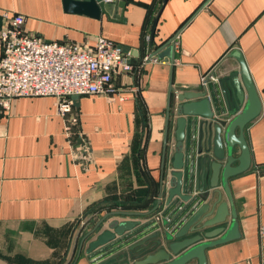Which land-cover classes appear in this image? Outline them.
Wrapping results in <instances>:
<instances>
[{"label": "crops", "instance_id": "crops-1", "mask_svg": "<svg viewBox=\"0 0 264 264\" xmlns=\"http://www.w3.org/2000/svg\"><path fill=\"white\" fill-rule=\"evenodd\" d=\"M111 2L110 16L95 17L65 10L63 0H0V14H24L29 33L83 44L103 35L130 50L134 64L114 77V92L78 95L63 114L52 95H22L9 108L0 107V264H71L82 220L87 225L109 211L142 212L112 215L138 220L127 233L163 229L167 217L178 221L181 201L165 204L163 193L159 196L168 76L171 72L175 90L213 84L237 70L230 54L235 49L260 110L243 127L249 165L228 178L239 235L206 247L205 264H264V234L257 229L264 224V0H125L124 7ZM177 29L171 64L168 57L148 56ZM205 71L215 79L201 85ZM90 240L73 264H95L102 257L85 251ZM195 263L193 258L186 264Z\"/></svg>", "mask_w": 264, "mask_h": 264}, {"label": "water", "instance_id": "water-1", "mask_svg": "<svg viewBox=\"0 0 264 264\" xmlns=\"http://www.w3.org/2000/svg\"><path fill=\"white\" fill-rule=\"evenodd\" d=\"M165 0H162L164 2ZM67 11L99 16H110L114 3L107 0H63ZM124 7L125 0H117ZM160 9L150 28L149 46ZM3 16L0 14V28ZM178 29L150 51L149 56L173 60L171 39ZM238 62L235 71L223 75L199 89L171 88L168 76L166 107L163 123V148L160 172V193L169 204L173 198L181 201L182 216L175 223L171 217L163 220V229L142 235L121 249L102 256L95 264H205L204 249L239 235L238 221L231 205L229 176L243 171L249 165V152L243 136L245 123L260 110V100L249 77L244 60L235 49L230 53ZM78 95H72L73 101ZM173 127V151L170 169L164 166L168 149V130ZM238 148L233 153V147ZM167 170V176L163 177ZM222 195L225 199H222ZM115 213L141 214V211L115 210L98 218L80 237L75 258H78L84 240L106 222L107 228L96 233L86 252L115 241L138 224V220L109 218ZM218 234V235H217ZM131 259L132 263L128 260Z\"/></svg>", "mask_w": 264, "mask_h": 264}, {"label": "built area", "instance_id": "built-area-1", "mask_svg": "<svg viewBox=\"0 0 264 264\" xmlns=\"http://www.w3.org/2000/svg\"><path fill=\"white\" fill-rule=\"evenodd\" d=\"M24 21L22 13L3 14L0 28L1 108H9L11 100L18 96L52 95L56 111L63 114L72 107V95L111 94L116 90L114 77L133 70L130 50L108 37L97 35L92 44L61 42L29 33ZM171 44L173 49L178 47L177 34ZM153 57L155 60L156 56ZM214 79L209 71L199 75L201 85ZM119 97L125 96L120 94ZM82 146L87 151L88 146ZM74 155L77 159L80 157L76 152ZM257 229L259 234H264V224H259Z\"/></svg>", "mask_w": 264, "mask_h": 264}, {"label": "rangeland", "instance_id": "rangeland-1", "mask_svg": "<svg viewBox=\"0 0 264 264\" xmlns=\"http://www.w3.org/2000/svg\"><path fill=\"white\" fill-rule=\"evenodd\" d=\"M98 218H100V217H98ZM98 218L95 217V218L89 219V222L87 223V225H85V222H86L85 219L82 220V223L80 224V229H78L80 233H78L77 243H79L80 237L85 232L86 228L88 229V226L91 227ZM109 218H113L112 215H109ZM104 227L107 228L106 222H104L103 224H101L99 226V230H97L94 234L89 235V238H91V240L94 239L95 236H96V233L98 231H101V229L104 228ZM128 231H126L122 236H119V238L116 239L115 241H113L112 244H110L111 243L110 242L109 244H106L105 246L103 245V246H101L99 248H96L95 250L98 253L96 255V257L105 256V255H107L109 253H112V252L118 250V249H121L123 246H125V245H127V244H129L131 242L136 241L137 239H139L142 236V233H140L139 230L138 231L137 230L136 231L134 230L135 232H133V233H127ZM143 235H144V233H143ZM76 248H77V244L75 246V249ZM75 249H73V251H72L73 253H71L72 254V257L70 258L71 260L76 255L75 254Z\"/></svg>", "mask_w": 264, "mask_h": 264}, {"label": "flooded vegetation", "instance_id": "flooded-vegetation-1", "mask_svg": "<svg viewBox=\"0 0 264 264\" xmlns=\"http://www.w3.org/2000/svg\"><path fill=\"white\" fill-rule=\"evenodd\" d=\"M162 193H163V187H162ZM161 193V194H162ZM159 196H161V195H159ZM161 203V200L159 199V201H158V203L155 205V207L153 208V210L152 211H156L157 210V207H158V205ZM136 220V219H135ZM89 229V228H88ZM86 230H87V228H86ZM85 230V231H86ZM130 263H132V260L131 259H129L128 260Z\"/></svg>", "mask_w": 264, "mask_h": 264}]
</instances>
